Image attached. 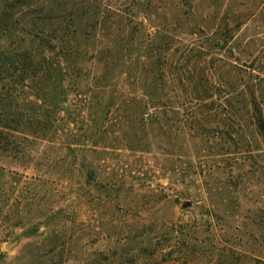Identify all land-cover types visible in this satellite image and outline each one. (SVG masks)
I'll use <instances>...</instances> for the list:
<instances>
[{"label":"rangeland","instance_id":"rangeland-1","mask_svg":"<svg viewBox=\"0 0 264 264\" xmlns=\"http://www.w3.org/2000/svg\"><path fill=\"white\" fill-rule=\"evenodd\" d=\"M15 1L0 264H264V0Z\"/></svg>","mask_w":264,"mask_h":264},{"label":"trees","instance_id":"trees-1","mask_svg":"<svg viewBox=\"0 0 264 264\" xmlns=\"http://www.w3.org/2000/svg\"><path fill=\"white\" fill-rule=\"evenodd\" d=\"M19 4V1H15L13 3L10 4H6L3 6L2 11H1V15H0V24L4 25L7 24L9 19L12 17V15H10L13 11V9ZM11 20V19H10ZM13 60L11 58L10 55H5L3 58L0 57V68L3 67L6 64H13ZM254 96V99L251 100V104H252V110L250 111V116L251 119H253V124L256 126V128L259 131V134H261L264 138V95L262 94L261 99H257ZM248 103L244 102L242 104L243 107H247ZM141 220V219H140ZM155 221L154 223L158 224V222L160 224L162 223H167L168 220H164L163 218L161 219H155L153 220Z\"/></svg>","mask_w":264,"mask_h":264},{"label":"water","instance_id":"water-1","mask_svg":"<svg viewBox=\"0 0 264 264\" xmlns=\"http://www.w3.org/2000/svg\"><path fill=\"white\" fill-rule=\"evenodd\" d=\"M12 246H13V244H7V245H6V248H7V249H10Z\"/></svg>","mask_w":264,"mask_h":264}]
</instances>
